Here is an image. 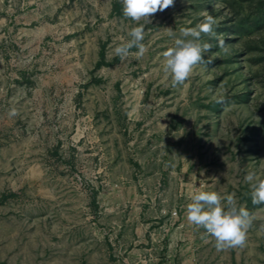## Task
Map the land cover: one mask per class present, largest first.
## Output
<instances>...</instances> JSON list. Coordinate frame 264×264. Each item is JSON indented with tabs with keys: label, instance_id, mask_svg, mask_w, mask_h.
<instances>
[{
	"label": "rangeland",
	"instance_id": "rangeland-1",
	"mask_svg": "<svg viewBox=\"0 0 264 264\" xmlns=\"http://www.w3.org/2000/svg\"><path fill=\"white\" fill-rule=\"evenodd\" d=\"M205 11L228 51L202 35L206 63L174 86L162 53ZM150 21L122 0H0V264H264L244 179L264 180V0ZM139 24L146 52L116 56ZM194 186L253 214L244 247L188 221Z\"/></svg>",
	"mask_w": 264,
	"mask_h": 264
},
{
	"label": "clouds",
	"instance_id": "clouds-1",
	"mask_svg": "<svg viewBox=\"0 0 264 264\" xmlns=\"http://www.w3.org/2000/svg\"><path fill=\"white\" fill-rule=\"evenodd\" d=\"M123 15L132 21H150V17L157 12H163L174 5V0H122ZM202 22L195 27L182 28L181 36L175 39V45L162 53L164 57V71L171 74L174 86L183 85L191 76L194 69L205 61V54L211 51L212 44L204 42L202 35L216 38L219 47L227 52L226 42L220 39L215 32L216 20L207 11L201 13ZM169 36H174L171 28L163 29ZM131 37L126 43L115 47L114 53L121 59L135 55L143 56L146 46L143 43L145 27L143 24L133 27L129 32ZM190 37V38H189ZM138 49L132 53V48ZM210 62V61H208ZM13 109L10 115H16ZM245 182L251 184V201L253 205L264 204V180L252 183L255 173H248L244 177ZM195 191L191 196V202L186 206L188 221L198 229H204L205 235L215 241L217 251L229 248L244 247L247 234L253 225L254 216L246 208L235 206V193L221 197L215 191H203L201 187L194 186ZM226 200L227 207L222 203ZM264 230V226H262Z\"/></svg>",
	"mask_w": 264,
	"mask_h": 264
}]
</instances>
